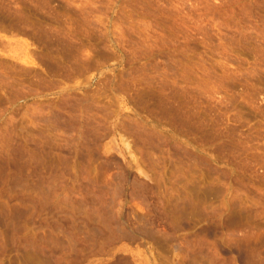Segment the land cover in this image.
Returning <instances> with one entry per match:
<instances>
[{
  "label": "rangeland",
  "instance_id": "obj_1",
  "mask_svg": "<svg viewBox=\"0 0 264 264\" xmlns=\"http://www.w3.org/2000/svg\"><path fill=\"white\" fill-rule=\"evenodd\" d=\"M0 264H264V0H0Z\"/></svg>",
  "mask_w": 264,
  "mask_h": 264
},
{
  "label": "bare ground",
  "instance_id": "obj_2",
  "mask_svg": "<svg viewBox=\"0 0 264 264\" xmlns=\"http://www.w3.org/2000/svg\"><path fill=\"white\" fill-rule=\"evenodd\" d=\"M16 163H17V162H16ZM13 166H16V165L13 164ZM96 194L98 195V197H100V199L98 200V201L100 202V204H97V206L99 205V207H98L97 209H98V211H99V213H100V214H99V216H100V221H102L101 217H102V216H105L104 213H105L107 210H110V207H109L107 204H105V201L103 200V198H105V197L102 198L101 195H100V193L98 194V192H97ZM102 196H103V195H102ZM95 198H96V197H95ZM95 198H94V199H95ZM106 206H108V207H106ZM106 209H107V210H106ZM106 213H107V212H106ZM108 213H111V211H109ZM103 214H104V215H103ZM112 214H113V213L110 214V215L112 216L111 218H112L113 221H115L114 218H115L116 216L113 217ZM101 215H102V216H101ZM114 215H115V214H114ZM106 216H109V214H108V215L106 214ZM109 217H110V216H109ZM102 218H103V217H102ZM111 218H108V219L110 220ZM116 218H117V217H116ZM84 219H85V218H84ZM103 219H104V218H103ZM106 219H107V218H106ZM108 219H107V222H105V220H103L104 222H99V220L96 221L97 226H98L99 223H102L101 225L99 224V227H98V229H99V231H100L101 233L104 232V228L107 226V225H106L105 227H103L104 224H106V223L109 224V223H108ZM91 220H93V219H91ZM110 221H111V220H110ZM110 221H109V222H110ZM113 221H111V222L113 223ZM94 222H95V221H94ZM98 222H99V223H98ZM116 222H117V221H116ZM116 222H115V223H116ZM82 223H84V222H82ZM103 223H104V224H103ZM87 224H89V223H87ZM93 224H94V223H93ZM110 224H111V223H110ZM113 224H114V223H113ZM89 225H91V224H89ZM114 225H115V224H114ZM114 225H112V226H114ZM116 225H117V226H116ZM116 225H115V226H116L115 228L118 229V228H119V225H121V227H122L123 224H119V225H118V224L116 223ZM94 227H95V225H94ZM102 227H103V228H102ZM107 227L109 228V225H108ZM101 228H102L103 230H102ZM115 228H114V229H115ZM95 229H97V228L95 227ZM95 229H94V231H95ZM109 229H110V228H109ZM109 229H107V230L109 231ZM111 229H112V228H111ZM120 229H123V228H120ZM105 231H106V230H105ZM95 232H96V234H97V230H96ZM100 232H99V234H100ZM105 233H106V232H104V234H105ZM104 234H103V235H104ZM84 240H85V239H84ZM242 255H244V254H242ZM244 257H245V255H244Z\"/></svg>",
  "mask_w": 264,
  "mask_h": 264
}]
</instances>
